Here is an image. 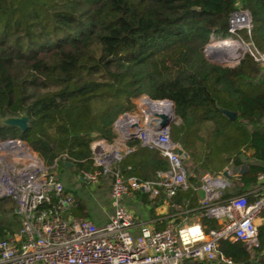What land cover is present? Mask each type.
I'll use <instances>...</instances> for the list:
<instances>
[{
    "label": "trees",
    "instance_id": "obj_1",
    "mask_svg": "<svg viewBox=\"0 0 264 264\" xmlns=\"http://www.w3.org/2000/svg\"><path fill=\"white\" fill-rule=\"evenodd\" d=\"M238 4L251 16L247 43L264 53V0H0V138L24 139L46 166L66 156L60 166L75 167L80 185L65 188L76 201L71 215L90 218L86 196L93 191L80 178L96 170L91 142L112 140L114 119L135 111L141 95L170 99L177 117L170 136L188 155L189 182L247 165L224 199L242 195L264 173V64L248 53L235 65L203 54L211 39L234 36L228 21ZM21 115L28 117L24 132L2 123ZM165 168L154 151L129 154L117 166L125 178L141 180ZM101 181L112 187L106 175L94 191ZM181 192L192 191L178 198ZM188 207L198 204L191 199ZM15 217V203L0 199V239L18 233L8 219ZM201 226L220 227L206 217ZM263 250L260 241L219 243L235 264Z\"/></svg>",
    "mask_w": 264,
    "mask_h": 264
},
{
    "label": "built area",
    "instance_id": "obj_2",
    "mask_svg": "<svg viewBox=\"0 0 264 264\" xmlns=\"http://www.w3.org/2000/svg\"><path fill=\"white\" fill-rule=\"evenodd\" d=\"M252 27L246 12L235 11L228 21V31L234 36L227 39L244 50L242 55L248 53L264 64V53L238 36L240 30L250 33ZM133 102L135 111L121 112L114 119L116 135L112 140H93L96 170L82 172L80 178L94 185L102 176H111L113 213L103 225L71 215L76 201L54 169L56 160L46 166L24 139L0 138V199L12 200L19 218L18 233L0 239V264H182L212 260L235 264L220 253L221 241L240 240L247 246H258L255 221L264 215V173L257 176L251 201L246 194L224 199L231 180L222 172L204 173L196 187L189 182L187 166L175 150L180 145L170 136L171 125L177 123L174 103L145 94ZM138 148L157 151L167 168L155 170L152 179L125 178L117 166ZM187 188L203 191V213L219 221V228L205 231L198 223L176 226L172 222L161 229L138 225L122 204L125 196L136 192L151 199H171Z\"/></svg>",
    "mask_w": 264,
    "mask_h": 264
},
{
    "label": "crops",
    "instance_id": "obj_3",
    "mask_svg": "<svg viewBox=\"0 0 264 264\" xmlns=\"http://www.w3.org/2000/svg\"><path fill=\"white\" fill-rule=\"evenodd\" d=\"M151 151H154V150L138 148L131 154L133 153L140 154L142 152L145 153V152H151ZM154 152H157V151H154ZM246 153H247V156H251L253 152L251 150H248ZM162 161L164 162V164H166V168H167L168 166L167 162L163 159ZM186 166H187V173H188L189 172L188 164H186ZM189 175L192 177H195L193 173L191 174L188 173V177ZM153 177H154V174L150 179H152ZM240 179H233V180H240ZM233 180H231V182ZM194 185L198 187L199 183L197 182ZM255 186L248 188L247 192L243 193L247 195V198L249 201L254 199V195L252 194V191L254 190ZM187 190H189L190 192L192 191L189 197L186 192H181L184 194V197L178 198L177 195L180 191H187ZM144 197H146V199ZM191 199L196 201V204H198V207H195V208L188 207L191 204ZM149 200H153V201H151V203H148L147 201ZM201 200L202 198L199 195V189L194 190V189L187 188L185 190H179L177 194L171 199H167L163 196L151 199L147 195L141 192H136V193H133L131 196H125L122 199V204L125 208H127L129 211L133 213L136 219V223L138 225L146 223L150 225L151 227H154L156 229H161L165 227V225L168 222H172L176 226H182V225L191 224V223L201 224L203 217H205L203 211L201 210ZM112 213L107 218H103L96 214L95 216H92L89 219H91L96 225H103L109 220ZM215 221L217 222V224L220 225L219 221L217 220ZM255 223L258 229L259 241L264 244V215L256 219ZM138 231H139V227L137 226L134 229V232L137 233ZM182 264H221V263L219 261H213V262L186 261V262H183ZM246 264H264V250L262 253L258 254L254 260L250 262H246Z\"/></svg>",
    "mask_w": 264,
    "mask_h": 264
},
{
    "label": "rangeland",
    "instance_id": "obj_4",
    "mask_svg": "<svg viewBox=\"0 0 264 264\" xmlns=\"http://www.w3.org/2000/svg\"><path fill=\"white\" fill-rule=\"evenodd\" d=\"M237 11L246 12L250 16V13L248 12V10L240 8V4H238ZM240 31H244V32H240ZM240 31H239L240 33H238L240 38L243 41L247 42V40L244 37V34H246L245 33L246 30H240ZM212 41L210 40L207 44L209 45L210 43H213ZM206 46L203 49V54L206 60L210 63L221 64V65H235L239 61V59L242 57V53L244 51V50L242 51V49H240L238 46H234L235 49L233 50H235V52L232 51L230 53L229 51H226V52L224 51V52L217 53L215 55V53H212V52L210 53L209 49H207ZM135 100L136 99H134L133 101ZM29 145L31 144L29 143ZM60 161L63 163L64 161H67V160L65 158L56 160V165L54 167L58 176L61 177L60 180L63 186L65 188H71L72 190L76 188H80L79 180H78L79 176L77 175V173H75V167L72 166L70 169H66L60 166V163H61ZM63 170L66 171V174L64 175L62 172ZM188 171H189L188 173L190 174L192 173L190 168H188ZM101 182H102L101 184L99 183L100 185H102L101 188L99 189L97 188L96 191H94L96 189L95 185H91L86 182L85 187L93 191L92 193L88 192V195L86 196L87 197L86 200L88 202V205L91 208V211L93 214L92 216H95L97 214L103 218H107L113 212V206L111 204V199H110L111 182L110 183L108 181H101ZM8 219H10L12 223H14L15 229L19 228V220H18L19 218L18 217L8 218Z\"/></svg>",
    "mask_w": 264,
    "mask_h": 264
},
{
    "label": "water",
    "instance_id": "obj_5",
    "mask_svg": "<svg viewBox=\"0 0 264 264\" xmlns=\"http://www.w3.org/2000/svg\"><path fill=\"white\" fill-rule=\"evenodd\" d=\"M221 39H215L214 41H219ZM227 115L233 117L234 114L227 112ZM2 123L8 126H13L21 130L22 132L26 131L28 127V117L26 115H21L20 117H7L2 120ZM175 150L178 152L180 155V159L182 161H186L188 158V155L186 152L182 149V147L178 146L175 148ZM249 167L247 165H240V166H233L231 168H226L222 171L223 176L228 178L229 180L233 179H240L242 175H244L246 172H248ZM199 195L202 198L203 197V191L199 190ZM213 261H219V260H212ZM250 262V261H249ZM221 263V262H220ZM222 264V263H221ZM246 264V263H243Z\"/></svg>",
    "mask_w": 264,
    "mask_h": 264
},
{
    "label": "bare ground",
    "instance_id": "obj_6",
    "mask_svg": "<svg viewBox=\"0 0 264 264\" xmlns=\"http://www.w3.org/2000/svg\"><path fill=\"white\" fill-rule=\"evenodd\" d=\"M208 49L210 53H215V55L224 51H229L230 53L232 51L235 52V50H233L235 49L234 44L229 39L214 41L213 43H210Z\"/></svg>",
    "mask_w": 264,
    "mask_h": 264
}]
</instances>
